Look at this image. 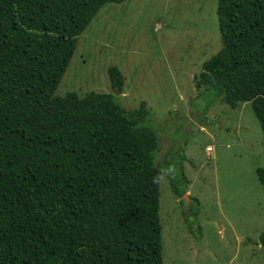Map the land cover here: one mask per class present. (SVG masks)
Instances as JSON below:
<instances>
[{
    "label": "trees",
    "instance_id": "1",
    "mask_svg": "<svg viewBox=\"0 0 264 264\" xmlns=\"http://www.w3.org/2000/svg\"><path fill=\"white\" fill-rule=\"evenodd\" d=\"M124 1L0 0V264H163L160 179L181 198L185 157L158 160L161 129L145 101L122 107L117 67L113 93L54 95L78 37ZM216 15L221 48L194 79L191 130L180 120L177 133L185 144L217 103H250L264 145V0H218ZM256 177L264 188V167Z\"/></svg>",
    "mask_w": 264,
    "mask_h": 264
},
{
    "label": "rangeland",
    "instance_id": "2",
    "mask_svg": "<svg viewBox=\"0 0 264 264\" xmlns=\"http://www.w3.org/2000/svg\"><path fill=\"white\" fill-rule=\"evenodd\" d=\"M217 1L125 0L104 5L78 37L54 93H113L107 70L117 67L124 88L114 94L122 107L134 110L145 101L150 124L161 129L158 160L168 149L185 157V195L190 200L183 204L173 194L169 174L160 179L163 264H264L259 243L264 188L256 177V169L264 167V145L250 103L235 109L217 103L206 114L211 123L193 121L185 144L177 133L180 120L186 123L184 135L191 130L192 115H197L190 109L196 97L194 79L221 48ZM188 208L191 213L186 215Z\"/></svg>",
    "mask_w": 264,
    "mask_h": 264
},
{
    "label": "water",
    "instance_id": "3",
    "mask_svg": "<svg viewBox=\"0 0 264 264\" xmlns=\"http://www.w3.org/2000/svg\"><path fill=\"white\" fill-rule=\"evenodd\" d=\"M181 198H182L183 201H186V199H187V200H190V198L187 197L185 194H184Z\"/></svg>",
    "mask_w": 264,
    "mask_h": 264
}]
</instances>
